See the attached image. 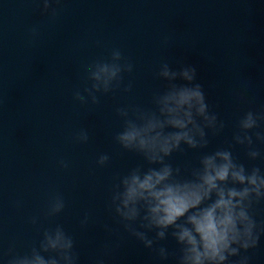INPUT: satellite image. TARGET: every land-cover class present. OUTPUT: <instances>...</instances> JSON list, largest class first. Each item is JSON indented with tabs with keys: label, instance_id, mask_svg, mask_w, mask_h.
Instances as JSON below:
<instances>
[{
	"label": "clouds",
	"instance_id": "1",
	"mask_svg": "<svg viewBox=\"0 0 264 264\" xmlns=\"http://www.w3.org/2000/svg\"><path fill=\"white\" fill-rule=\"evenodd\" d=\"M37 9L49 23H56L63 12L62 0H35ZM33 41L40 36L38 26L29 29ZM99 41L97 44L99 45ZM169 46V41H164ZM134 64L122 49L113 47L107 56L95 58L82 66V86L74 88V103L93 109L101 97L116 92L131 93L133 82L125 76L134 71ZM165 82L162 90L152 95L151 107L121 106L115 109L122 122L113 140L123 152L135 154L138 163L116 177L110 188L107 209L119 228L103 223L111 236L120 235L119 248L127 239L139 242L164 264H251L248 253L257 249L264 237V221L254 212L264 202V109H249L238 117L231 143L227 147L209 148L210 134L220 135L226 125L210 105L204 86L197 82V69L181 65L173 70L163 60L154 72ZM88 129L77 130L74 144L89 142ZM239 146L247 160L260 161L248 166L233 152ZM200 152L198 165L180 166L172 163L174 154ZM111 161L109 153H100L97 167ZM67 170L70 162L57 160ZM21 207V201L14 202ZM67 207L61 193L50 196L44 218L62 214ZM33 226L39 216L29 217ZM95 223L85 212L79 220L82 230ZM149 233H152L150 236ZM172 239L177 245L170 251L162 241ZM114 249L105 245L91 264H107ZM3 264H80L74 236L62 224L44 228L38 243L23 254L9 247L0 257Z\"/></svg>",
	"mask_w": 264,
	"mask_h": 264
}]
</instances>
